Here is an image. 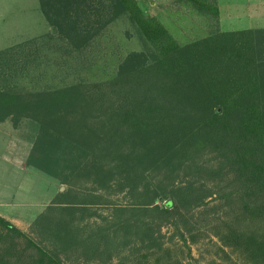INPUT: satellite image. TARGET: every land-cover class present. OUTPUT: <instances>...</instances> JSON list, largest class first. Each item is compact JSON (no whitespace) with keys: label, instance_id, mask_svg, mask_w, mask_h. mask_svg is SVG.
Segmentation results:
<instances>
[{"label":"rangeland","instance_id":"1","mask_svg":"<svg viewBox=\"0 0 264 264\" xmlns=\"http://www.w3.org/2000/svg\"><path fill=\"white\" fill-rule=\"evenodd\" d=\"M42 1L0 0V92L5 95L54 94L74 85L98 95L94 85L105 90L102 84L119 71L124 82L127 60L130 68L163 60L167 64L177 61L181 69L158 78H177L196 99L212 101L228 93V83L252 80L260 84L255 94L264 98V74L258 66L264 58V32L258 31L264 30V20L223 31L215 0H68V5L63 0ZM43 13L64 17L68 26L59 30ZM139 16L152 20L151 39L143 36L136 20ZM85 34L92 37L76 47L73 36ZM3 112L5 108L0 111V214L57 254L63 264H254L223 237L231 228L264 238V207L247 211L235 205L224 198L228 191L222 189L224 182L216 186L195 183L200 194L217 192L207 196L204 204L181 208L162 222L159 232L153 231L158 248L140 240L141 225L153 227L158 220L136 206L134 194L123 187L122 175H148L143 182L150 191L161 179L169 183L170 175H180L178 181L184 179L181 175H237L221 160L217 148L204 140V133L184 143L174 157L165 155L152 165L135 160V169L128 173L121 161L130 159L120 154L98 157L101 167L95 171L87 167L92 158H79V165L86 162V167L74 170L76 154L55 144L54 172L47 174L25 164L38 123ZM80 118L76 114L71 120L74 128L98 127L99 119L93 115H87L85 122ZM85 175H108L111 180L99 186ZM165 175L169 177L164 179ZM55 200H73L79 206L71 217L75 244L65 251L56 250L32 225ZM50 216L53 221L62 219L58 213ZM63 218L68 220V216ZM15 248L21 260L34 254L23 239H18Z\"/></svg>","mask_w":264,"mask_h":264},{"label":"trees","instance_id":"2","mask_svg":"<svg viewBox=\"0 0 264 264\" xmlns=\"http://www.w3.org/2000/svg\"><path fill=\"white\" fill-rule=\"evenodd\" d=\"M63 1L68 5V0ZM48 2L50 4L51 0ZM43 14L49 24L59 30L68 26L60 15L52 17L49 13ZM136 20L143 36L151 39L152 20L142 19L141 16ZM72 23L77 24L78 21ZM91 37L87 34L74 35L75 46L80 42L85 43ZM177 65V61L167 64L162 60L130 68L127 60V69L123 70L124 82L120 81L122 71H119L115 77L102 84L105 90L101 89L100 84L94 85L98 92V95L93 93L95 96L86 89L82 90L79 85L54 94H34L27 97L0 92V111L5 108V115L27 117L38 123V133L25 164L47 174L54 172L55 144L62 145L63 151L76 154L74 170L78 168L77 170L82 171L86 167V162L79 165V158H92V163L87 162V167L91 168L88 170H94L101 167L97 166V162L101 161L98 157L108 158L113 154H120L130 159L121 161L125 166L123 171L128 173L135 169V160L152 165L165 155L174 157L184 143L196 134L203 136L204 133V140L217 148L221 160L226 161L231 172L237 175H181L184 178L182 181L177 180L180 175H170V178L165 175L164 179L168 178L170 182L164 183L161 179L151 191L148 183H144L148 181V175L121 177L123 187L134 194L136 206L141 212H150L158 220L153 227L150 223H144L140 227V240L146 239L156 248L160 244L153 231L158 233L162 222L172 214H177L181 208L204 204L207 196L217 192V189H212L213 192L200 194V188L195 183L206 185L210 182L216 186L224 182L222 189H228L224 198H229L235 205L240 204L247 211L264 207V98L255 94L260 89V84L253 80L244 83L230 82L225 88L228 90L227 94L204 102L188 95L185 92L187 87L177 78H158L163 74L174 75L176 69L180 68ZM258 66L264 74V58ZM255 68L257 65L252 71ZM134 74L139 77L133 78ZM261 82L264 87V79ZM123 91L124 94L120 96ZM76 114L82 116L79 120L84 122L87 115H93L99 119L98 127L74 128L71 120ZM185 119H188L187 125L184 124ZM73 122L75 124V120ZM122 147L125 153L121 151ZM86 176L91 177V181L99 186L111 180L108 175L84 177ZM67 180L64 177L63 182ZM157 201L162 204H156ZM77 207L78 204L73 200L50 202L45 211L33 220L32 225L37 229L35 232L48 237L56 250L72 248L75 238L72 234L71 217ZM53 213H58L62 219L56 218L53 221L50 216ZM63 216H68V220ZM223 238L232 240L233 243L228 245L242 249L254 264H264V238L231 228ZM18 239H23L25 247L34 251L27 260H21L17 255L15 247ZM0 264L63 263L57 254L34 242L29 235L0 216Z\"/></svg>","mask_w":264,"mask_h":264},{"label":"crops","instance_id":"3","mask_svg":"<svg viewBox=\"0 0 264 264\" xmlns=\"http://www.w3.org/2000/svg\"><path fill=\"white\" fill-rule=\"evenodd\" d=\"M215 2L223 31L236 27L244 28L253 20H264V0H215ZM36 12L41 13L39 9ZM0 216L11 222L9 218L1 214Z\"/></svg>","mask_w":264,"mask_h":264}]
</instances>
